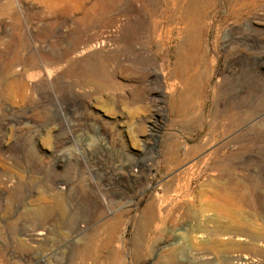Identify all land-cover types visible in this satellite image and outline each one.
Listing matches in <instances>:
<instances>
[{"label": "rangeland", "instance_id": "rangeland-1", "mask_svg": "<svg viewBox=\"0 0 264 264\" xmlns=\"http://www.w3.org/2000/svg\"><path fill=\"white\" fill-rule=\"evenodd\" d=\"M245 262L264 0H0V264Z\"/></svg>", "mask_w": 264, "mask_h": 264}, {"label": "bare ground", "instance_id": "bare-ground-1", "mask_svg": "<svg viewBox=\"0 0 264 264\" xmlns=\"http://www.w3.org/2000/svg\"><path fill=\"white\" fill-rule=\"evenodd\" d=\"M174 1H175V0H174ZM174 5H175V4H174ZM115 32H116V31H115ZM115 32H114V33H115ZM110 33H113V32H109L108 34H110ZM90 42H91V41H90ZM93 43H94V42H93ZM89 44H90V43H89ZM97 44H98V43H97ZM105 44H106L105 42H103L102 44L100 43V44L97 45V47H98V48L100 47L99 50L101 49V47L105 49V47H106ZM92 45H93V44H92ZM106 45H107V44H106ZM94 46H95V45H94ZM76 47H77V45H76ZM89 47H90V46H89ZM97 47H96V48H97ZM98 48H97V50H98ZM90 50H92V49H90ZM93 50H95V47H94ZM85 51H86V50H85ZM79 52H80V51H79ZM179 60H180V59H179ZM181 62H182V61H181ZM181 62H180V64H181ZM187 79H188V78H187ZM194 81H195V80H194ZM89 200H90L89 202H90V203L92 202L95 206H97V207H103V206H102L103 204H102V202H101V199H99L98 196H95V195L93 196V195H91ZM103 201H104V200H103ZM105 201H106V200H105ZM155 203H156V202H155ZM152 204L154 205V202H153ZM152 204H151V205H152ZM149 208H150V207H149ZM152 208H153V207L151 206V209H152ZM156 208H157V207H156ZM153 210H154V209H153ZM111 224H112V223H110L109 226H110V227H111V226L113 227V224H112V225H111ZM107 227H108V226H107ZM113 229H114V227H113ZM107 230H108V228H107ZM114 230H115V229H114ZM109 231H110V230H109ZM112 231H113V230H112ZM116 232H117V231H116ZM116 232H115V233H116ZM104 233H106V232H104ZM107 233H108V231H107ZM112 235H114V234H112ZM106 237H107V236H106ZM106 237H105V239H106ZM113 238H114V236H113ZM111 239H112V238H111ZM113 240H114V239H113ZM107 241H108V240H107ZM104 242H105V241H104ZM108 242H109V241H108ZM112 242H113V241H112ZM110 243H111V242H110ZM107 244H108V243H106V245H107ZM111 244H112V243H111ZM92 248H93V247H92ZM90 251H91V250H90ZM111 251H112V250H111ZM85 253H86V252H85ZM88 255H89V254H88ZM83 257H84V256H83ZM87 258H88V257H87ZM105 263H106V262H105ZM242 264H250V262H245V263H242ZM251 264H253V262H251Z\"/></svg>", "mask_w": 264, "mask_h": 264}]
</instances>
